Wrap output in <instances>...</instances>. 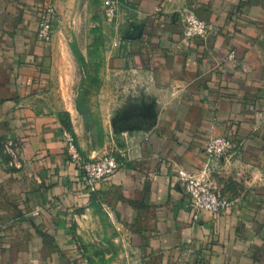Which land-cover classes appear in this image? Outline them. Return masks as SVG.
I'll return each mask as SVG.
<instances>
[{"label":"crops","instance_id":"crops-1","mask_svg":"<svg viewBox=\"0 0 264 264\" xmlns=\"http://www.w3.org/2000/svg\"><path fill=\"white\" fill-rule=\"evenodd\" d=\"M64 1L0 0V264H93L76 222L96 193L120 240L130 236L136 256L121 264H264V0L123 1L116 61L172 91L165 104L182 111L161 114L146 134L124 133L114 151L122 165L95 193L44 102L56 39L40 40V11L53 3L58 24ZM185 9L209 25L205 40L186 36ZM217 136L237 143L211 163L235 204L195 219L179 171H198ZM246 170L259 180L241 178ZM233 180L257 187L228 188Z\"/></svg>","mask_w":264,"mask_h":264},{"label":"rangeland","instance_id":"rangeland-1","mask_svg":"<svg viewBox=\"0 0 264 264\" xmlns=\"http://www.w3.org/2000/svg\"><path fill=\"white\" fill-rule=\"evenodd\" d=\"M54 36L55 72L44 102L73 132L87 159L116 154L124 133L146 134L161 114L182 111L180 106L165 104L173 98L172 91L164 85H148L146 74L126 71L123 61H116L118 33L114 22L105 18L104 0H65ZM239 172L243 179L259 180V171ZM215 181L225 189L218 179ZM256 187L253 181L250 186L238 187L233 180L228 188ZM97 191L98 187L92 192ZM112 212L96 193L92 203L79 213L77 241L93 264H121L123 259L136 256L129 248L130 236L120 240Z\"/></svg>","mask_w":264,"mask_h":264},{"label":"built area","instance_id":"built-area-1","mask_svg":"<svg viewBox=\"0 0 264 264\" xmlns=\"http://www.w3.org/2000/svg\"><path fill=\"white\" fill-rule=\"evenodd\" d=\"M123 1L104 0L105 18L108 22H115ZM58 18V10L53 3L48 2L41 9L38 35L44 43H52ZM184 23L185 34L189 39L205 40L210 33L209 25L190 9H185ZM63 140L67 158L84 173L91 191H96L99 183L118 171L122 165L116 154H108L100 159H87L79 149L73 132L68 129L63 131ZM235 147L236 143L232 138L214 137L205 150L207 160L198 171L188 172L183 169L179 171L184 192L191 200L195 219L206 212L221 215L232 211L235 203L217 185L211 163L218 156L230 155Z\"/></svg>","mask_w":264,"mask_h":264}]
</instances>
